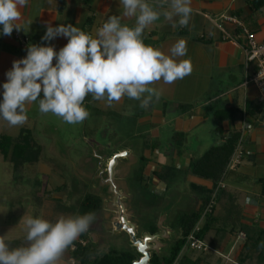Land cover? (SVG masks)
<instances>
[{"label": "crops", "instance_id": "crops-1", "mask_svg": "<svg viewBox=\"0 0 264 264\" xmlns=\"http://www.w3.org/2000/svg\"><path fill=\"white\" fill-rule=\"evenodd\" d=\"M249 1L251 0H191L192 16L188 27L185 28H174L172 22L165 21L162 17L145 30L144 42L170 55L171 46L177 40L184 39L187 55L180 59L190 61L191 73L172 84L160 81L153 85L162 90V95L147 109L140 108L139 101L126 96L111 106L106 100L97 102L102 108H107L108 112L121 118L134 119L135 138L148 136L146 148L141 152L134 144L132 149L124 148L135 154L136 165L141 163L142 156L147 159L145 170L150 177L149 183L158 190L161 189L159 184H167L170 181H160L155 177L163 167L186 174L192 160L201 158L210 148L223 145L235 133H239L244 159L237 171L226 170V180L221 184L229 195L227 200L234 203V215L241 216V223L264 228V184L258 183L264 179V103L260 101L259 91L254 85L243 87L246 75L252 74L255 69L253 66H246L244 41L234 43L224 40L216 25L222 16L234 17L255 33L259 40H264V7L254 10ZM149 3H155V0H149ZM20 11L22 15L18 23L24 29H14L10 36H5L2 34L3 26L0 25L2 77L9 63L26 56L29 45L50 44L58 51L67 43V39L63 37L50 42L42 41L46 24L53 27L71 24L94 36L96 30L109 17L122 14L119 0H29L28 5ZM123 22L132 26L135 21L134 18H129ZM221 26L231 35L239 31L231 24L222 23ZM177 30L185 33L179 35ZM4 82L6 81L3 79L0 81V94H3ZM233 104L244 112L250 104L251 111L241 120L225 122L220 133L217 131L218 123L213 118V112ZM161 137L175 140L172 151L169 148L159 150ZM186 177L191 190L199 199L198 188L210 190L214 187L212 182L187 174ZM174 197L177 198L176 204H181L184 199L183 194L177 193ZM168 205L171 203L167 202L163 212L154 214L165 216L167 223V216H171V208ZM228 215L220 208L215 213V216ZM5 228L8 229V226L0 225V234ZM209 237L208 244L212 236ZM230 239V236H227L222 247L219 250L213 249L214 252L226 256L233 252L240 239L237 238L226 250ZM61 264L71 263L64 260Z\"/></svg>", "mask_w": 264, "mask_h": 264}, {"label": "clouds", "instance_id": "clouds-1", "mask_svg": "<svg viewBox=\"0 0 264 264\" xmlns=\"http://www.w3.org/2000/svg\"><path fill=\"white\" fill-rule=\"evenodd\" d=\"M29 0H0L2 34L10 36L23 27L20 9ZM120 16H111L93 36L69 24H46L42 41L58 37L67 43L58 51L50 44H31L24 58L14 60L3 83L0 118L9 126L27 122L26 105L37 103L41 114L61 118L68 124L82 123L89 116L84 106L91 95L111 106L123 97L139 101L147 109L158 101L162 90L157 82L172 84L192 71L184 39L170 48V55L144 42V33L163 19L172 27H188L192 16L191 0H119ZM134 18V25L123 21ZM178 18V19H177ZM24 29V28H23ZM55 60V63L53 61ZM95 214L60 216L55 222L29 217L24 221L25 243L12 247L0 236V264H61L66 251L86 233Z\"/></svg>", "mask_w": 264, "mask_h": 264}, {"label": "rangeland", "instance_id": "rangeland-1", "mask_svg": "<svg viewBox=\"0 0 264 264\" xmlns=\"http://www.w3.org/2000/svg\"><path fill=\"white\" fill-rule=\"evenodd\" d=\"M12 63H9L7 71L11 69ZM2 79L6 81V76H0V81ZM2 99L3 94H0V101ZM84 106L89 116L78 124H68L51 113L41 114L35 102L26 105L28 119L22 126H9L0 118V137L15 138L22 130H30L41 153L39 162L26 168V177L19 178L16 177L12 164L5 161L0 154V225L8 226L0 236H4L6 240H23L26 237L24 221L29 217H40L55 222L60 216L80 214L82 202L92 194V184L82 178L79 170L86 167L89 158H95L92 146L105 147L108 151H114L119 146L132 149L133 144L140 152L146 148L145 136L134 137V119L121 118L108 112V109L102 108L91 95L85 98ZM174 147L175 140L161 137L159 150L169 148L172 151ZM90 167L95 169L96 166L91 164ZM36 181L39 182L38 186ZM149 182L150 177L145 167H142L141 163L136 165L128 178V185L135 194L132 207L136 211L140 230L148 231L152 226H156L157 218L162 216L154 214L163 212L169 202L171 216H167L168 225L174 230V241L179 236L175 217L195 210L199 197L191 190L188 178L182 172H177L169 183L159 184L160 190ZM177 193L183 194L181 204H176L177 198L174 194ZM92 234H95L97 241L92 243V246L99 255L111 250L133 251L128 236L125 233L112 234L107 229L102 214L95 218L84 237L90 239ZM243 236H238V246L227 254L231 260L238 257L240 244L245 240ZM209 238L206 240L207 245ZM184 251L193 252L189 248ZM215 256L217 264L226 261L218 253H215ZM64 260L68 261L65 256L62 258V261ZM258 262L255 258L253 264Z\"/></svg>", "mask_w": 264, "mask_h": 264}, {"label": "trees", "instance_id": "trees-1", "mask_svg": "<svg viewBox=\"0 0 264 264\" xmlns=\"http://www.w3.org/2000/svg\"><path fill=\"white\" fill-rule=\"evenodd\" d=\"M249 4L254 10L264 7V0H251ZM179 35H183L184 31L177 30ZM203 41V39H201ZM250 104L246 107L245 112L236 108L233 104L229 107L216 109L213 112V118L217 121V131L222 132V125L225 122H236L241 120L244 115L250 112ZM148 136L145 137L147 140ZM145 140V143H146ZM240 134L235 133L234 136L225 141L223 145L210 148L201 158L191 161L186 172L187 175L199 178L204 181L212 182L214 187L210 190L198 188L200 199L198 207L192 212H184L175 217V227L178 228L179 236L171 242L169 250L160 257L154 256L151 260L152 264H217L215 252L213 249L219 250L227 236H230V242L225 247L227 250L232 243L237 240L238 236L244 235V242L240 244L238 257L235 262L237 264H253L255 258L258 264L264 262V228L253 225L247 226L241 223V216L234 215L232 202L227 198L229 195L225 188H219V184L226 180V170L230 160L233 158L239 144ZM0 154L5 161L13 166V171L17 178L26 177L25 171L28 166L35 165L40 159V149L33 139L30 130H22L15 137H0ZM147 159L142 156L141 164L145 167ZM143 170V168H142ZM144 171V170H143ZM177 171L172 168L163 167L162 170L155 174L160 181H169L174 179ZM264 184V179L258 181ZM38 186L39 182H35ZM214 202L212 211L207 214L200 224V230L195 237L206 243L211 235L209 247L211 251L188 253L184 251L189 245V237L199 225L203 214L209 205ZM232 207V209H230ZM220 208L226 211L228 216H215L216 210ZM233 211V212H232ZM92 212L95 218L102 213V202L98 196L91 194L81 204V212L79 215ZM173 228V227H172ZM157 231L155 226L149 230L151 234ZM85 233L74 242V246L69 248L64 256L69 263L73 264H133L136 259V252H117L111 250L106 254L99 255L92 246L90 239L84 237ZM12 247L21 246L25 243L23 240L7 241ZM85 242V244H84ZM207 244V243H206ZM221 261V260H220ZM218 261V263H220Z\"/></svg>", "mask_w": 264, "mask_h": 264}, {"label": "water", "instance_id": "water-1", "mask_svg": "<svg viewBox=\"0 0 264 264\" xmlns=\"http://www.w3.org/2000/svg\"><path fill=\"white\" fill-rule=\"evenodd\" d=\"M92 148L95 158L99 160V171L91 177L92 194L102 199L107 229L112 234L125 233L128 236L129 245L136 252L133 264H152L154 256L160 257L169 250L174 230L169 227L165 216H162L156 221L157 232L154 235L148 231L140 232V223L132 207L134 194L128 185L137 157L131 150L121 146L116 148L117 153L110 158L108 155H98L104 148ZM90 241L97 242L95 234L90 236Z\"/></svg>", "mask_w": 264, "mask_h": 264}, {"label": "built area", "instance_id": "built-area-1", "mask_svg": "<svg viewBox=\"0 0 264 264\" xmlns=\"http://www.w3.org/2000/svg\"><path fill=\"white\" fill-rule=\"evenodd\" d=\"M217 21V20H216ZM215 21V22H216ZM220 22V23H219ZM222 23H227L238 28V32L236 34H230L226 31V29L221 26ZM221 33L223 34V38L226 41L238 43L240 41H244V50L246 55V66H253L254 72L250 75H246V78L243 83V87L246 88L249 85H254L260 94V101L264 103V40H259L257 35L250 31L244 24L237 18L230 16H222L216 24ZM24 43L25 41L22 40ZM244 159V153L241 149V143L238 144V148L230 160L227 166V172H235L242 164ZM219 188H224L222 184L219 185ZM214 202H212L206 211L203 214L202 220L199 225L195 228L191 236L189 237V245L187 248L198 251V252H208L211 251V248L204 242L195 237V234L200 230V224L203 221L204 217L212 211ZM243 236V234H241ZM244 237V236H243ZM222 256L224 263L220 264H237L235 260H231L229 256ZM73 264V263H72Z\"/></svg>", "mask_w": 264, "mask_h": 264}, {"label": "flooded vegetation", "instance_id": "flooded-vegetation-1", "mask_svg": "<svg viewBox=\"0 0 264 264\" xmlns=\"http://www.w3.org/2000/svg\"><path fill=\"white\" fill-rule=\"evenodd\" d=\"M102 148H104V150L101 151V152H99V154H98L99 156L108 155V158H110L112 155H114V154L117 153V149L114 150V151H108L107 148H105V147H102ZM98 163H99V160L97 158H89L88 161H87V163H86V167L85 168H81L79 170L81 172L80 175L82 176V178L85 179V180H87V181H89V182H91L92 186H93V182L91 180V177L92 176H95L98 173V171H99ZM91 164H94L96 166L95 169H92L90 167ZM101 202H102V199H101ZM102 205H103V202H102ZM101 214L103 215V209H102V213ZM140 232H142V230H140ZM148 232H149V230H148ZM154 234H151V235H154Z\"/></svg>", "mask_w": 264, "mask_h": 264}]
</instances>
